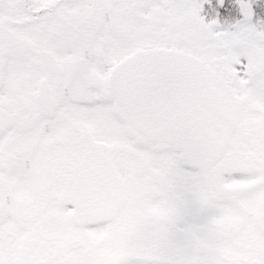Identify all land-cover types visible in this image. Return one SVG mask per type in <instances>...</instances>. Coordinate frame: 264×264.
Masks as SVG:
<instances>
[{
  "label": "snow or ice",
  "instance_id": "6c2138e0",
  "mask_svg": "<svg viewBox=\"0 0 264 264\" xmlns=\"http://www.w3.org/2000/svg\"><path fill=\"white\" fill-rule=\"evenodd\" d=\"M0 264H264V0H0Z\"/></svg>",
  "mask_w": 264,
  "mask_h": 264
}]
</instances>
